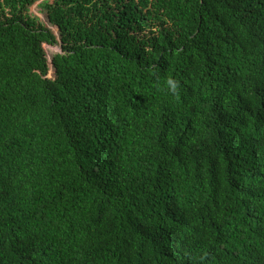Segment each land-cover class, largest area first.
I'll list each match as a JSON object with an SVG mask.
<instances>
[{
    "label": "trees",
    "instance_id": "obj_1",
    "mask_svg": "<svg viewBox=\"0 0 264 264\" xmlns=\"http://www.w3.org/2000/svg\"><path fill=\"white\" fill-rule=\"evenodd\" d=\"M0 264H264V0H0Z\"/></svg>",
    "mask_w": 264,
    "mask_h": 264
},
{
    "label": "rangeland",
    "instance_id": "obj_2",
    "mask_svg": "<svg viewBox=\"0 0 264 264\" xmlns=\"http://www.w3.org/2000/svg\"><path fill=\"white\" fill-rule=\"evenodd\" d=\"M31 12L36 15V16H39L43 21H47L46 20V17L44 14H39L40 12V9L39 8H36V6H34L32 9H31ZM45 49H46V52H47V56H48V60L51 61L52 59V56L57 53L59 51V48L57 47H49V46H45ZM52 74V73H51Z\"/></svg>",
    "mask_w": 264,
    "mask_h": 264
},
{
    "label": "clouds",
    "instance_id": "obj_3",
    "mask_svg": "<svg viewBox=\"0 0 264 264\" xmlns=\"http://www.w3.org/2000/svg\"><path fill=\"white\" fill-rule=\"evenodd\" d=\"M168 90L173 94L178 96L179 92L178 89L180 87V82L174 78H172L171 76H169L166 81H165Z\"/></svg>",
    "mask_w": 264,
    "mask_h": 264
}]
</instances>
